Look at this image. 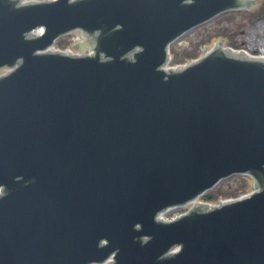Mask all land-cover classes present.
Segmentation results:
<instances>
[{
  "label": "water",
  "instance_id": "95a60500",
  "mask_svg": "<svg viewBox=\"0 0 264 264\" xmlns=\"http://www.w3.org/2000/svg\"><path fill=\"white\" fill-rule=\"evenodd\" d=\"M251 1L0 0V264H264V58L164 69ZM74 30L93 55L50 51ZM237 173L247 197L156 219Z\"/></svg>",
  "mask_w": 264,
  "mask_h": 264
},
{
  "label": "rangeland",
  "instance_id": "374dc122",
  "mask_svg": "<svg viewBox=\"0 0 264 264\" xmlns=\"http://www.w3.org/2000/svg\"><path fill=\"white\" fill-rule=\"evenodd\" d=\"M255 11L256 9L232 11L180 38L179 43L171 45V66L183 65L199 57L217 42L225 46L234 44L251 55L253 52L261 54V49H264V19L254 17ZM68 41L69 38L56 46L60 49L72 47ZM76 48L80 46L77 45ZM251 190V181L247 177L234 176L215 186L211 193L213 200H226L241 196ZM180 211L179 209L170 211L168 216L176 215Z\"/></svg>",
  "mask_w": 264,
  "mask_h": 264
},
{
  "label": "trees",
  "instance_id": "16d2710c",
  "mask_svg": "<svg viewBox=\"0 0 264 264\" xmlns=\"http://www.w3.org/2000/svg\"><path fill=\"white\" fill-rule=\"evenodd\" d=\"M253 16L256 18H262L264 17V0H261L260 5L258 9L253 13ZM233 48H238L236 45L231 44Z\"/></svg>",
  "mask_w": 264,
  "mask_h": 264
},
{
  "label": "bare ground",
  "instance_id": "6f19581e",
  "mask_svg": "<svg viewBox=\"0 0 264 264\" xmlns=\"http://www.w3.org/2000/svg\"><path fill=\"white\" fill-rule=\"evenodd\" d=\"M261 52L263 53V55H264V49H261Z\"/></svg>",
  "mask_w": 264,
  "mask_h": 264
}]
</instances>
